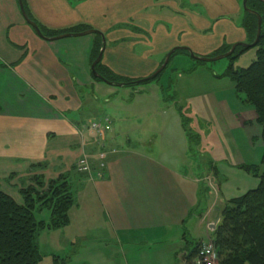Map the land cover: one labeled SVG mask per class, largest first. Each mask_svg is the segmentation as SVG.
I'll return each mask as SVG.
<instances>
[{"label": "crops", "instance_id": "obj_1", "mask_svg": "<svg viewBox=\"0 0 264 264\" xmlns=\"http://www.w3.org/2000/svg\"><path fill=\"white\" fill-rule=\"evenodd\" d=\"M21 2L46 30L64 32L85 26L101 33L106 41L103 66L125 79L149 78L178 48L210 58L247 41L242 0H189L198 11L185 9L178 0ZM94 41V35L41 39L25 22L19 0H0V190L22 205L20 190L30 185L32 177L49 181L73 176L77 162L87 156L93 163L92 173L74 180L76 205L69 213V226L62 230L70 253L67 264H177L186 243L184 226L195 224L200 229L209 209L194 217L196 179L177 162L164 161L140 133L150 122L142 126L138 115L139 99L145 93L141 86L134 88L133 102L125 107L133 118L116 122L115 114L99 112L100 103L114 107L113 99L122 87L95 81L91 73ZM188 68L194 70L193 64ZM173 72L179 77L192 73ZM224 94L216 98L209 94L213 97L210 103H216L207 108L214 110L209 113L212 120L219 116L221 105L224 111L234 107L225 104ZM97 118L111 121L104 169L90 157L96 153V144L99 150L98 141L88 131ZM240 118L235 143L253 148L261 139L256 114ZM125 125L133 130H125ZM206 237L209 240L210 235ZM82 239L111 244L88 249L82 243L78 248ZM143 243L149 246L139 247Z\"/></svg>", "mask_w": 264, "mask_h": 264}, {"label": "rangeland", "instance_id": "obj_2", "mask_svg": "<svg viewBox=\"0 0 264 264\" xmlns=\"http://www.w3.org/2000/svg\"><path fill=\"white\" fill-rule=\"evenodd\" d=\"M178 2H182L185 9L188 10L198 11L200 9L189 4V0H178ZM221 55L223 54L219 56ZM182 57L186 58L181 60ZM256 59L257 50L255 48L248 49L233 61L227 58L215 62H201L192 58L189 51L188 54L179 52L172 57L169 65L157 81H151V83L141 86L145 93L139 99L142 103L138 107L140 109L138 115L142 119V126L145 122H150L147 123L148 126L140 128V133L148 137L150 147L156 149L157 152H161L164 161L177 162V166L180 164L181 168L188 170L189 176L196 179L199 190L197 194L198 206L194 212V217L197 214H199L198 217L202 216L209 209L208 215H204L206 216L204 220L206 222L200 229L195 224L189 225L187 223L184 226L185 230L182 231V234L186 235V240L191 244L197 245L202 240L206 241L207 235H210L207 242L211 241L212 233L218 226L225 203L232 198L246 194L259 185V180L245 171L230 168L231 165L260 166L261 164L263 155L261 139L255 141L253 148H249L247 144L235 143L239 137V131L235 129L237 122L241 120L240 117L250 119L254 114V109L250 106H241V102L234 92V86L229 79L222 78L220 79L223 80L221 83L213 79V76L223 75L231 64L235 70L247 69ZM191 63L193 64L192 69H194L191 74L179 77L176 75L177 71L173 72L175 69H178V71H191V68H188ZM125 88L128 90L127 93L122 91ZM125 88H119L120 94L112 102L114 107L105 104V102L100 103L99 112H104V115L110 116L115 114L116 122L133 118L126 113L125 107L133 102L132 97H135V89ZM223 92H225L223 95L226 98L225 104L228 105L229 102L234 107L231 106V110L224 111V106L221 105L219 116L212 120L209 113L214 110H207V108L216 105V103H210V97L214 96L216 98ZM134 104L136 105V103ZM178 107L182 108L186 116L187 131L196 136L198 142L195 138L189 141L186 137L180 123L181 117L177 110ZM112 109L114 110L111 111ZM106 111L108 113H105ZM222 117L224 120H221ZM128 129L133 130V128L126 126L125 130L128 131ZM252 131L253 134L257 132L255 127L252 128ZM95 152V155H89L91 159H97L99 152L97 144ZM89 176L76 171L71 178L80 181V179ZM14 195L17 197L15 193ZM37 219L39 221H49V211L45 210L41 214H37ZM209 224L212 225V228L208 227ZM62 230L45 231L37 236V244L41 253L45 256L41 264H53V256L64 260L70 255V253L68 254L69 250L64 245ZM78 241L80 243L78 248L82 243H86L84 247L88 249L111 244L110 241L106 243L90 239L85 242H83V239ZM111 241L115 242L112 239ZM152 245L150 244V246ZM121 246H124V244ZM125 246L128 247V245ZM146 246H149V244L139 245V247ZM188 247L190 250L193 245ZM187 249L186 247L179 253L181 258L177 264H186Z\"/></svg>", "mask_w": 264, "mask_h": 264}, {"label": "trees", "instance_id": "obj_3", "mask_svg": "<svg viewBox=\"0 0 264 264\" xmlns=\"http://www.w3.org/2000/svg\"><path fill=\"white\" fill-rule=\"evenodd\" d=\"M23 7L29 19L36 23L24 2ZM247 8L262 18V32L259 43L255 47L257 59L247 69L235 70L231 64L223 75L216 77L229 79L241 104L254 109L255 123L261 128L263 155L260 166H237V169L258 179L259 185L225 204L218 226L211 237V242L218 254V264H264V0H248ZM38 27L46 38L90 30L89 27L83 26L64 32H53L39 25ZM242 28L247 35L246 43L252 44L257 35L258 18L243 10ZM94 38L91 65L102 48L101 36L96 34ZM231 48H224L210 58L226 54ZM246 51L238 47L229 59L233 61ZM179 52L188 54L187 50H176L170 60ZM96 70L103 79L114 85L124 84V87L137 88L151 83L145 79L120 78L103 66L102 62ZM164 71L153 81H157ZM95 81L102 83L98 79ZM177 110L188 140L195 138L198 142V138L187 131L186 116L182 108L178 107ZM73 185L75 182L70 175H61L58 179L49 181L42 176L32 177L30 185L20 190L22 205L0 190V264H41L43 262L45 256L37 244V236L41 232L59 231L69 226V213L76 205ZM45 210L50 213L49 221H39L37 214ZM186 245H193V248L189 250ZM201 245L202 243L194 245L186 240L185 248H188L186 264H192L196 259ZM68 261L67 257L62 260L53 256V264H67Z\"/></svg>", "mask_w": 264, "mask_h": 264}, {"label": "water", "instance_id": "obj_4", "mask_svg": "<svg viewBox=\"0 0 264 264\" xmlns=\"http://www.w3.org/2000/svg\"><path fill=\"white\" fill-rule=\"evenodd\" d=\"M247 2H248V0H243V2H242L243 10L245 12H248V13H251V14L255 15L258 18L257 35H256L255 41L252 44H247V43L235 44V45L232 46V48H231V50L229 52H227L226 54H223L221 56L215 57V58L200 57V56H196V55H194V54H192L190 52L191 57L194 58L195 60H198V61H201V62H215V61H219V60H222V59L230 58L235 53V51H236V49L238 47H242V48H244L246 50L255 48L258 45V43H259L260 36H261V32H262V18H261V16L259 14L248 10V8H247ZM19 5H20L21 13H22V16H23L25 22L35 31L36 35L39 38H41V39L48 40V41L49 40L53 41V40L67 39V38H71V37H84V36H92V35H96V34L100 35L101 38H102V48L100 50V53H99L97 59L91 65V73H92V76L95 79L101 80L104 84H107V85H110V86H117V87H123L124 86V84L114 85L113 83L107 82L105 79H103L102 76H100L97 73L96 67L102 62V58H103V54H104L105 46H106L105 38L103 37V35L101 33L97 32V31H94V30H88L86 32H82V33H79V34H71V33H68V34H63V35H60V36H57V37H54V38H46L42 34V32L39 29L38 25L35 22L31 21L29 19V17L27 16L21 0H19ZM176 50H185V49L178 48V49L172 50L166 56V59H165L164 63L162 64V66L152 76H150L149 78L145 79V81H153L154 79H156L166 69L167 65L169 64V61H170V58H171L172 54Z\"/></svg>", "mask_w": 264, "mask_h": 264}, {"label": "built area", "instance_id": "obj_5", "mask_svg": "<svg viewBox=\"0 0 264 264\" xmlns=\"http://www.w3.org/2000/svg\"><path fill=\"white\" fill-rule=\"evenodd\" d=\"M111 130V121L109 118L94 120L88 127L89 133L98 141L99 152L97 155L98 166L104 169L107 166L108 152L106 151V134ZM93 163L87 156L82 157L76 164V171L80 174L92 173ZM193 264H218V254L214 244L209 241L202 243L196 259Z\"/></svg>", "mask_w": 264, "mask_h": 264}]
</instances>
